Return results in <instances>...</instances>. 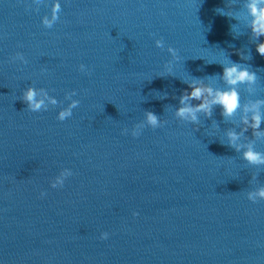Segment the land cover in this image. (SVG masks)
<instances>
[{"label": "clouds", "instance_id": "1", "mask_svg": "<svg viewBox=\"0 0 264 264\" xmlns=\"http://www.w3.org/2000/svg\"><path fill=\"white\" fill-rule=\"evenodd\" d=\"M257 13L259 10H256ZM254 31L257 33V35H264V20H259L257 19L255 24H254ZM257 52L261 55L264 56V42H262L260 45L257 46ZM224 75L225 78L230 82L235 84L237 81H242L244 79L248 80H253L254 79V74H248L246 71H238L236 66H233L231 68H227L224 70ZM191 87V86H190ZM203 93L202 89H193L187 98H196L199 99L201 98ZM35 97V92L32 89H29L24 96V99L29 102L30 106L33 108V110H36L40 107L39 103H35L34 101ZM185 97L181 98V103L184 102ZM213 103H219L221 107L224 108V114L225 115H231L236 108L238 107V95L235 91L229 92V93H220L218 96L213 100ZM209 105L208 103H204L201 106H199L197 109H193L191 107H186L178 110V114L181 116H184L186 113L187 114H192L193 120L195 119L194 112L197 110L201 109H206L208 108ZM69 112H64L61 113L60 119H63L65 116L69 115ZM149 121L152 124L156 123V117L154 114L149 113L148 114ZM260 123V117L256 116L255 117V125L254 127H259ZM232 135V134H230ZM233 139H235V136H232ZM249 158L253 161L256 162L260 159L258 154H249ZM55 187V185H53ZM45 193H41V196H44ZM138 215V213L133 212V216ZM101 239H107L108 238V233L105 232L101 235Z\"/></svg>", "mask_w": 264, "mask_h": 264}]
</instances>
